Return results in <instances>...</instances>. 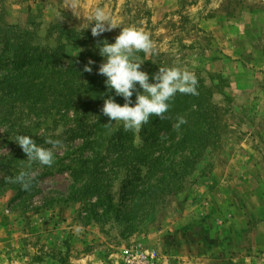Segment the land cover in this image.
<instances>
[{
	"label": "rangeland",
	"instance_id": "rangeland-1",
	"mask_svg": "<svg viewBox=\"0 0 264 264\" xmlns=\"http://www.w3.org/2000/svg\"><path fill=\"white\" fill-rule=\"evenodd\" d=\"M67 2L0 0V29L64 65L92 60L97 71V41L114 42L121 30L80 32L83 15L102 6L123 27L150 34L156 50L136 53L141 70L195 73L211 93L204 106L217 133L181 180L138 198L136 190L181 159L167 139L146 143L134 133L132 147L122 138L131 131L108 117L111 129L103 123L92 133L91 106L65 107L77 87L36 106L21 98L11 105L0 87V264H123L122 249L134 246L154 252L155 264H264V0H78L79 17ZM77 122L87 138L75 135ZM18 134L46 148L47 139L59 140L53 166L29 162ZM152 157L158 162H139ZM88 158L89 191L87 175L71 174ZM21 172L32 177L28 190L8 179Z\"/></svg>",
	"mask_w": 264,
	"mask_h": 264
},
{
	"label": "trees",
	"instance_id": "trees-1",
	"mask_svg": "<svg viewBox=\"0 0 264 264\" xmlns=\"http://www.w3.org/2000/svg\"><path fill=\"white\" fill-rule=\"evenodd\" d=\"M7 34L8 31L0 29V77H2L0 79V87L4 90L3 94L7 98L12 99V102H8L11 105H16L17 100L21 98L24 101L31 99L30 104L36 106L39 102L43 104L50 95L60 98L63 93L70 94L77 87L79 91L74 93L77 98L66 102L65 107L70 108L73 103L77 106H91L90 108H93L96 112L95 121L92 123V133H96L97 130H102L103 123L107 119V116L101 112L104 99L107 96H112L117 103H124L122 96L116 95L114 90L109 91L107 89L105 85L106 77L99 75L97 71L86 72L83 70L84 64L82 61L79 63L80 57L71 58L69 56L70 61L64 65L61 62V56L55 52L48 53L39 48H30L25 41L17 38L12 39V36H7ZM74 68L76 69L74 75H69V78L64 79V74H69L68 71ZM81 69L83 72H78ZM147 73L149 74L150 82H153L152 71ZM16 77L17 79H15ZM204 88L201 83L198 86V95L194 96L177 93L170 101L171 106L168 112L164 114V118L151 117L149 122L138 132L140 138L146 143L167 139L174 147V151L179 153L181 157L177 163L169 164L173 167V173L165 172L161 176H157L156 180L151 182V184L141 190H136L139 195L138 198L146 195L151 196L152 194L159 196L164 190V183L171 185L176 180H181L183 173L187 171L188 167L192 169L198 162L203 150L209 144V141L216 135L217 130L212 128L214 127V115L209 108L204 106V100L211 93L209 90L205 91ZM139 90L141 89L137 86V91ZM1 97H3L2 94H0V103L6 100ZM132 100L133 102L135 101V92ZM181 116L187 122L177 129L174 125ZM77 126L78 132L75 135H83L87 138L89 136L87 130L82 128L79 122H77ZM104 128L106 130L111 129L107 123H105ZM122 138L126 139L130 146L133 147V132L126 134ZM95 155H98L97 151ZM145 161L148 164H152L155 161L158 162V157H152L149 160H139L143 164L146 163ZM92 162V159L89 158L80 160V168L71 170V174L75 176L84 177V175H87V182L82 184V187L87 190L95 188L92 171L95 170V166ZM148 164L147 170L154 169L152 165ZM168 176L173 178L172 182H169ZM140 206H144V203Z\"/></svg>",
	"mask_w": 264,
	"mask_h": 264
},
{
	"label": "clouds",
	"instance_id": "clouds-1",
	"mask_svg": "<svg viewBox=\"0 0 264 264\" xmlns=\"http://www.w3.org/2000/svg\"><path fill=\"white\" fill-rule=\"evenodd\" d=\"M65 7L71 8L74 16L81 15L78 0H68ZM83 16L87 26L81 27L80 32L90 27L93 37L102 36L103 33L117 27L121 29L114 42L109 43L107 39H101L96 43L99 55L104 58L97 73L106 77L105 85L109 91L114 90L116 95L124 99L123 104L117 103L112 96L104 99L101 112L108 117L109 123L120 122L125 131L138 133L151 117L164 118V114L171 106L170 101L177 93L198 95L197 76L194 72L181 67H160L159 71L152 75L153 82H150L149 74L141 70L143 60L136 59V53L143 52L145 55L155 53V45L149 33L134 26L123 27L102 6H96ZM93 63L94 61L89 60L83 70L92 72ZM137 86L142 91H137ZM186 122L181 116L174 127L178 129ZM15 141L29 162L53 166L55 160L52 149L60 144L59 140L51 138L46 140L52 148L38 145L35 139L26 134H18ZM8 179L10 182L19 183L24 190L31 187L32 177L26 172Z\"/></svg>",
	"mask_w": 264,
	"mask_h": 264
},
{
	"label": "built area",
	"instance_id": "built-area-1",
	"mask_svg": "<svg viewBox=\"0 0 264 264\" xmlns=\"http://www.w3.org/2000/svg\"><path fill=\"white\" fill-rule=\"evenodd\" d=\"M154 252L144 250L139 246L122 249L123 264H155Z\"/></svg>",
	"mask_w": 264,
	"mask_h": 264
}]
</instances>
